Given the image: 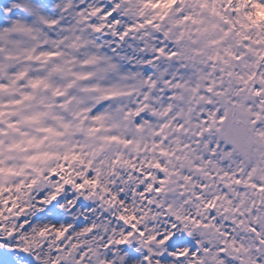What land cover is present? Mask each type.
<instances>
[{
	"label": "snow or ice",
	"instance_id": "6c2138e0",
	"mask_svg": "<svg viewBox=\"0 0 264 264\" xmlns=\"http://www.w3.org/2000/svg\"><path fill=\"white\" fill-rule=\"evenodd\" d=\"M0 264H264V0H0Z\"/></svg>",
	"mask_w": 264,
	"mask_h": 264
}]
</instances>
